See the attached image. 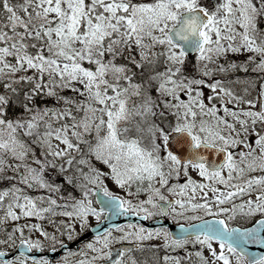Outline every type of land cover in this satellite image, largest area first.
I'll use <instances>...</instances> for the list:
<instances>
[{
	"label": "snow or ice",
	"instance_id": "snow-or-ice-1",
	"mask_svg": "<svg viewBox=\"0 0 264 264\" xmlns=\"http://www.w3.org/2000/svg\"><path fill=\"white\" fill-rule=\"evenodd\" d=\"M257 123L264 0H0V264H264Z\"/></svg>",
	"mask_w": 264,
	"mask_h": 264
},
{
	"label": "water",
	"instance_id": "water-1",
	"mask_svg": "<svg viewBox=\"0 0 264 264\" xmlns=\"http://www.w3.org/2000/svg\"><path fill=\"white\" fill-rule=\"evenodd\" d=\"M213 158H215V157H213ZM102 195H103L102 192L98 194V200L102 198ZM136 220H140V218L139 217H135V216H124V217L115 218L111 222L121 223L122 224V223H125V222L136 221ZM111 222L110 221H104L102 225H94L95 227L93 229H91L88 232V234L83 237V239L85 237L91 235V234H95L96 227H100L102 229L103 227L108 226L109 223H111ZM151 225L152 226L159 225V221H156L155 224L153 222V223H151ZM169 226L172 228V230L174 232H178L179 231L177 226H172V225H169ZM70 246H72V245H70ZM249 250L253 251V252H257V253L264 252V246H262V245H249ZM20 251H24V249L20 248L19 251H12V252H10V254L8 256L4 257L3 259H9V258H11L13 256V252H14V254H16L17 252H20ZM48 254L51 255L52 253H48ZM53 255H58V253L57 254H53Z\"/></svg>",
	"mask_w": 264,
	"mask_h": 264
},
{
	"label": "rangeland",
	"instance_id": "rangeland-1",
	"mask_svg": "<svg viewBox=\"0 0 264 264\" xmlns=\"http://www.w3.org/2000/svg\"><path fill=\"white\" fill-rule=\"evenodd\" d=\"M241 58L245 59V57H241ZM243 59H242V60H243ZM242 60H239V59H238V61H242ZM237 75L240 76L242 79L245 78V74H244L243 72L237 73ZM248 75H249V77H254V76H255V74H254V73H251V72H249ZM237 91H239V92L241 93V95H244L243 90H242V86H239V87L237 88ZM249 98L253 99V100H254V104L257 105V104L255 103L256 92H254V91L251 92V95H250ZM234 105H235V106H241V105H242V106H245V104H235V103H234V104L232 105L233 108H235ZM246 105H247V104H246ZM247 106L249 107V105H247ZM237 108H238V107H237ZM252 109H253V110H258L257 107H253V106H252ZM262 129H264V128H262ZM256 130H258V129H257V127L255 126L254 134H255ZM101 167H102V166H101ZM108 187H109L111 190H113V191H118V189H116L115 186L111 184V182L108 183ZM93 222H95V221L93 220ZM156 226H159V225H156ZM78 230H79V229H78Z\"/></svg>",
	"mask_w": 264,
	"mask_h": 264
},
{
	"label": "flooded vegetation",
	"instance_id": "flooded-vegetation-1",
	"mask_svg": "<svg viewBox=\"0 0 264 264\" xmlns=\"http://www.w3.org/2000/svg\"><path fill=\"white\" fill-rule=\"evenodd\" d=\"M238 59H239V60H242L243 58L239 57ZM245 106H247V105L245 104ZM253 107H256V105H253ZM259 107H260V105H259ZM259 107H258V108H259ZM262 127H264V124H263ZM90 238H91V237H90ZM87 240H88V239H87ZM87 240H86V241H87ZM1 249H3V248H0V250H1ZM73 250H75V248H73ZM53 260H54V259H53Z\"/></svg>",
	"mask_w": 264,
	"mask_h": 264
},
{
	"label": "trees",
	"instance_id": "trees-1",
	"mask_svg": "<svg viewBox=\"0 0 264 264\" xmlns=\"http://www.w3.org/2000/svg\"><path fill=\"white\" fill-rule=\"evenodd\" d=\"M19 111V110H18Z\"/></svg>",
	"mask_w": 264,
	"mask_h": 264
}]
</instances>
